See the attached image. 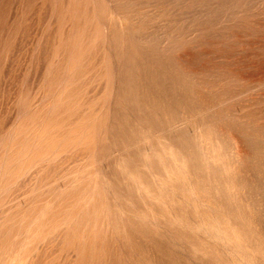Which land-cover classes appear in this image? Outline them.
<instances>
[{
  "label": "rangeland",
  "instance_id": "374dc122",
  "mask_svg": "<svg viewBox=\"0 0 264 264\" xmlns=\"http://www.w3.org/2000/svg\"><path fill=\"white\" fill-rule=\"evenodd\" d=\"M180 1L0 0V264H264V0Z\"/></svg>",
  "mask_w": 264,
  "mask_h": 264
},
{
  "label": "bare ground",
  "instance_id": "6f19581e",
  "mask_svg": "<svg viewBox=\"0 0 264 264\" xmlns=\"http://www.w3.org/2000/svg\"><path fill=\"white\" fill-rule=\"evenodd\" d=\"M162 1V0H161ZM170 1H172V0H170ZM180 1V0H179ZM186 1H188V0H186ZM194 1V0H193ZM198 1V0H197ZM206 1H210V0H206ZM213 1V0H212ZM215 1V0H214ZM228 1V0H227ZM226 1V2H227ZM130 2V1H129ZM154 2V1H153ZM160 2V1H159ZM163 2H164V0H163ZM168 2V1H167ZM167 2H164V3H167ZM181 2V1H180ZM194 2H196V1H194ZM200 2V1H199ZM224 2V1H223ZM109 3V2H108ZM144 3V2H143ZM173 3V2H172ZM182 3V2H181ZM185 3V2H184ZM197 3V2H196ZM195 3V4H196ZM210 3V2H209ZM215 3V2H214ZM213 3V4H214ZM219 3H220V0H219ZM228 3H229V1H228ZM233 4H235L234 2H232ZM250 3V2H249ZM150 4H152V3H150ZM190 4V3H189ZM202 4V3H201ZM204 4H206V2L204 3ZM212 4V3H211ZM211 4H209V6L211 5ZM222 4H224V3H222ZM221 3L220 4H216L217 6H219V5H222ZM232 4V5H233ZM183 5V4H182ZM198 5V4H197ZM196 5V6H197ZM227 5V4H226ZM225 5V7H228L229 5H227L226 6ZM238 5V4H237ZM205 6V5H204ZM206 6H207V4H206ZM213 6V5H212ZM215 6V5H214ZM230 6H231V4H230ZM230 6L228 7V9L230 8ZM234 6V5H233ZM116 7V6H115ZM183 7V6H182ZM186 7V6H185ZM208 7V6H207ZM206 7V8H207ZM216 7V6H215ZM221 7V6H220ZM223 7V8H222ZM221 8L222 9H224V5L222 6ZM190 8V7H189ZM198 7H196V9H197ZM205 7H203V9H204ZM234 9H235V7H233ZM232 8V9H233ZM237 8V7H236ZM112 9V8H111ZM195 9V10H196ZM200 10L202 9V7H200L199 8ZM198 9V10H199ZM211 9V8H210ZM227 9V10H228ZM231 9V8H230ZM229 9V10H230ZM187 10H189V9H187ZM194 9H193V13H194V11H195ZM198 10H196L197 12H198ZM206 11L208 10V9H205ZM215 9L213 8L212 9V11H214ZM217 10H218V8H217ZM221 10V9H220ZM91 11V10H90ZM202 11V10H201ZM204 11V10H203ZM203 11H202V13H203ZM206 11H204V14L206 15ZM210 11V10H209ZM216 11V10H215ZM224 11H225V9H224ZM233 11V10H232ZM236 11V10H235ZM186 12H188V11H186ZM200 12V11H199ZM218 12H219V10H218ZM227 12V11H226ZM116 13V12H115ZM173 13V12H172ZM171 13V14H172ZM183 13V12H182ZM213 12H210V14H208V12H207V15H209V17H210V15L212 14ZM220 13V12H219ZM223 13V12H222ZM221 13V14H222ZM228 13H232V12H228ZM234 13V12H233ZM232 13V14H233ZM148 14V13H147ZM154 14V13H153ZM184 14V13H183ZM186 14V13H185ZM191 14H192V12H191ZM196 14V13H195ZM200 14V13H199ZM204 14H202V16L204 15ZM216 14H218V13H216ZM226 14V13H225ZM116 15V14H115ZM166 15V14H165ZM206 15V16H207ZM214 16H215V13L213 14ZM223 15V14H222ZM222 15H221V17H222ZM227 15V14H226ZM120 16V15H119ZM118 16V17H119ZM146 16V15H145ZM170 16V15H169ZM183 16V15H182ZM194 17H196V15H193ZM193 16H191V17H193ZM200 17H201V14L199 15ZM198 16V17H199ZM121 17V16H120ZM119 17V18H120ZM183 17H185V16H183ZM190 17V18H191ZM204 17V16H203ZM216 17H217V15H216ZM220 17V19H222V18H224V15H223V17L221 18ZM118 18V19H119ZM146 18H148V17H146ZM162 18V17H161ZM187 18H188V16H187ZM205 18H207V17H205ZM226 18V17H225ZM96 19H98V18H96ZM113 19V18H112ZM125 19V18H124ZM140 20H141V18H139ZM138 19V20H139ZM152 19H153V17H152ZM179 19V18H178ZM189 19V18H188ZM201 19V18H200ZM212 19V18H211ZM126 20V19H125ZM139 20V21H140ZM155 20V19H154ZM197 20V19H196ZM210 20V19H209ZM99 21V20H98ZM120 21V20H119ZM128 21V20H127ZM156 21V20H155ZM175 21V20H174ZM189 21V20H188ZM192 21V20H191ZM217 21V20H216ZM219 21V20H218ZM142 22V21H141ZM213 22V21H212ZM129 23V22H128ZM137 23V22H136ZM170 23V22H169ZM192 23V22H191ZM155 24V23H154ZM129 25V24H128ZM161 25H163V24H161ZM160 25V26H161ZM174 25V24H173ZM187 25V24H186ZM204 25V24H203ZM216 25V24H215ZM215 25H214V27H215ZM219 25V24H218ZM213 26V25H212ZM171 27V26H170ZM172 27H174V26H172ZM107 28V27H106ZM127 28H128V26H127ZM155 28H157L156 26H155ZM226 28V27H225ZM132 29V28H131ZM151 29V28H150ZM162 29H163V27H162ZM166 29V28H165ZM191 29V28H190ZM215 29V28H214ZM221 29V28H220ZM146 30H149V28L147 29L146 28ZM166 30H168V28L166 29ZM164 31V32H167V31ZM132 32V31H131ZM140 33L142 32V31H139ZM152 31H150V34H149V36L151 35V34H153V32L151 33ZM154 32H156V31H154ZM159 32V31H158ZM158 32H157V34H158ZM163 33V32H162ZM128 34H130V33H128ZM133 34V33H132ZM132 34H130V35H132ZM137 34V33H136ZM147 34V33H146ZM165 34V33H164ZM163 34V36H165ZM173 34V33H172ZM185 34V33H184ZM107 35V34H106ZM142 36V35H141ZM167 36V35H166ZM171 36H173L174 37V35H171ZM179 36V35H178ZM177 36V37H178ZM185 36V35H184ZM211 36V35H210ZM137 37V36H136ZM148 37V36H147ZM151 37V36H150ZM129 38H133V37H129ZM140 38V37H139ZM161 38V37H160ZM170 37H169V35H168V39H169ZM180 38V37H179ZM124 39H125V37H124ZM142 39V38H141ZM148 39V38H147ZM150 39V38H149ZM148 39V40H149ZM155 40H158V39H156V38H154ZM164 39V38H163ZM175 39V38H174ZM126 40V39H125ZM145 40H146V37H145ZM145 40L143 41V46L142 47H144V42H145ZM150 40H152V39H150ZM155 40H154V43H155ZM161 41H162V38L160 39ZM159 40V41H160ZM170 40V39H169ZM177 40V39H176ZM179 40V39H178ZM135 41H137V39L135 40ZM135 41L133 42V43H135ZM138 41H140V40H138ZM137 41V42H138ZM165 41V40H164ZM174 41V40H173ZM128 42H129V40H128ZM142 42V41H141ZM146 42H149V41H146ZM153 42V41H152ZM172 42V41H171ZM150 44H151V41L149 42ZM162 43H163V41H162ZM162 43H161V45H162ZM140 44V43H139ZM148 44V43H147ZM174 44V43H173ZM156 45H158V43L156 42ZM159 45H160V43H159ZM158 45V46H159ZM160 45V46H161ZM166 45V44H165ZM171 45V44H170ZM139 46V45H138ZM154 46H155V44H154ZM173 46V45H172ZM107 47V46H106ZM150 47V46H149ZM113 48V47H112ZM145 48V47H144ZM151 48V47H150ZM155 49H156V46L154 47ZM167 48V47H166ZM169 48V47H168ZM174 48V47H173ZM108 49V48H107ZM158 50H159V47H158ZM170 50V48L168 49V51ZM109 51V50H108ZM147 51V50H146ZM154 51V50H153ZM165 51V50H164ZM109 52H112V51H109ZM155 52V51H154ZM156 52H157V50H156ZM162 52V51H161ZM148 53H150V51L148 52ZM158 54H159V51H158ZM151 55V54H150ZM157 55V54H156ZM160 55V54H159ZM69 57H70V55H69ZM150 57V56H149ZM70 59V58H69ZM113 63V62H112ZM115 64V63H114ZM117 64V63H116ZM128 65V64H127ZM130 65V64H129ZM107 67V66H106ZM120 67V66H119ZM121 68V67H120ZM114 71V70H113ZM113 75V74H112ZM114 79H112V81H113ZM64 83V82H63ZM171 86V85H170ZM62 87V86H61ZM116 88V87H115ZM254 90V89H253ZM115 92V91H114ZM210 92V91H209ZM251 92V91H250ZM246 93V92H245ZM234 99V98H233ZM238 100V99H237ZM227 103V102H226ZM157 104V103H156ZM223 105V104H222ZM216 108V107H215ZM51 110V109H50ZM211 110V109H210ZM19 113V112H18ZM50 113V112H49ZM48 113V114H49ZM199 115V114H198ZM203 115V114H202ZM110 119V118H109ZM186 124V123H185ZM15 125V124H14ZM181 125V124H180ZM142 126V125H141ZM176 128V127H175ZM179 128V127H178ZM170 129V128H169ZM174 129V128H173ZM112 130V129H111ZM171 130V129H170ZM96 131V130H95ZM169 131V130H168ZM134 132V131H133ZM165 132H167V131H165ZM185 132V131H184ZM103 133V132H102ZM164 133V132H163ZM162 133V134H163ZM139 135V134H138ZM142 135V134H141ZM150 137V136H149ZM13 139V138H12ZM127 139V138H126ZM100 140V139H99ZM143 140V139H142ZM141 140V141H142ZM164 140V139H163ZM128 141V140H127ZM150 141V140H149ZM158 141V140H157ZM100 142V141H99ZM190 142V144H191V142L192 141H189ZM35 143V142H34ZM144 143V142H143ZM159 143V142H158ZM199 143L201 144V145H203V148L204 149H209V150H207V153L205 154L206 156H207V159H210V160H213L214 158H216V156H215V154L213 153V151L215 150V147H210L209 148V146L207 147L206 146V142L203 140V139H201V137H199ZM99 144V143H98ZM116 144V143H115ZM139 144V143H138ZM205 145V146H204ZM191 146H193V145H191ZM171 147V146H170ZM195 147V146H194ZM109 148V147H108ZM139 148V147H138ZM137 148V149H138ZM115 149V148H114ZM182 149V148H181ZM197 148H195V150H196ZM200 149V148H199ZM116 150V149H115ZM118 150V149H117ZM169 150V149H168ZM171 150H172V148H171ZM155 151V150H154ZM173 151V150H172ZM199 151V150H198ZM210 151V152H209ZM21 152V151H20ZM23 152V151H22ZM56 152V151H55ZM170 153V152H169ZM181 153V152H180ZM204 153V152H203ZM203 153H202V156H203ZM120 154V153H119ZM129 154V153H128ZM153 154V153H152ZM155 155V154H154ZM162 155H164V154H162ZM171 155V154H170ZM188 155V154H187ZM148 156V155H147ZM157 156V155H156ZM173 156V155H172ZM158 157V156H157ZM162 157V156H161ZM169 157V156H168ZM107 158V157H106ZM146 158H148V157H146ZM155 158V157H154ZM167 158V157H166ZM181 158H182V156H181ZM180 157L179 158H176L175 159V163L177 162V161H179L180 162V164H181V167H182V169L181 170H183L184 172L186 171H188V173H190V175H196V172L195 171H192V170H187L186 169V167H184V166H187V164H188V162H183V160L181 159ZM187 158V157H186ZM192 158V157H191ZM50 159V158H49ZM19 160V159H18ZM97 160V159H96ZM105 160V159H104ZM171 160V159H170ZM192 160V159H191ZM10 161H12V160H10ZM20 161V160H19ZM45 161H47V160H45ZM133 161V160H132ZM146 161V163H147V160H145ZM160 161V160H159ZM161 161H162V159H161ZM203 161V160H202ZM4 162V161H3ZM151 162V161H150ZM126 163V162H125ZM130 163V162H129ZM128 163V164H129ZM162 163V162H161ZM14 164V163H13ZM132 164V163H131ZM183 165V166H182ZM4 166V165H3ZM128 166V165H127ZM147 166V165H146ZM176 166H179V165H177V163H176ZM149 167H150V164H149ZM163 167V166H162ZM105 168H106V166H105ZM165 168V167H164ZM179 168V167H178ZM133 169V168H132ZM141 169V168H140ZM148 169V168H147ZM219 168L216 166V165H213V168L212 167H209V171L212 173V175H213V178H216V173H217V171H219L218 170ZM128 170V169H127ZM165 170V169H164ZM222 170V169H221ZM150 171V173H151V170H149ZM182 171V173L184 174V172ZM103 172V171H102ZM128 172V171H127ZM186 172H185V174H186ZM57 173V172H56ZM104 173H105V171H104ZM106 173H107V171H106ZM108 173H109V171H108ZM139 173V172H138ZM58 174V173H57ZM126 174V173H125ZM128 174V173H127ZM104 175V174H103ZM103 175H101V176H103ZM153 175V174H152ZM230 175V174H229ZM138 176V175H137ZM104 178H105V176H103ZM129 177V176H128ZM130 178V177H129ZM138 178V177H137ZM154 178V177H153ZM59 179V178H58ZM132 180V179H131ZM158 180V179H157ZM135 182V181H134ZM137 182V181H136ZM73 183V182H72ZM107 183V182H106ZM141 183V182H140ZM104 184V183H103ZM108 185V187H109V184H107ZM158 185V184H157ZM159 186V185H158ZM215 186V185H214ZM75 187V186H74ZM104 187V186H103ZM167 187V186H166ZM160 188V187H159ZM165 188V187H164ZM163 188V189H164ZM256 188V187H255ZM134 189H136V188H134ZM138 189V188H137ZM186 189V188H185ZM262 189V188H261ZM9 190V189H8ZM106 190H107V188H106ZM111 190H113V189H111ZM140 190V189H139ZM171 190V189H170ZM168 191V190H167ZM173 191V190H172ZM189 191V190H188ZM214 191H219V188L218 187H215L214 188ZM105 192V191H104ZM169 192V191H168ZM263 192V191H262ZM109 194H110V192H108ZM129 193V192H128ZM148 193V192H147ZM139 194H140V192H139ZM171 194H172V192H171ZM193 194V193H192ZM96 195H98V194H96ZM107 196V195H106ZM179 196V195H178ZM194 197V196H193ZM113 198V197H112ZM196 200V199H195ZM198 200V199H197ZM101 201V200H100ZM157 202H159V201H157ZM115 203V202H114ZM199 203V202H198ZM118 204V203H117ZM103 205V204H102ZM115 205H116V203H115ZM167 205V204H166ZM185 205V204H184ZM198 206V205H197ZM134 207V206H133ZM112 208V207H111ZM118 208V207H117ZM113 209V208H112ZM121 209V208H120ZM149 209V208H148ZM211 209V208H210ZM115 210H117L116 208H115ZM114 210V211H115ZM213 211V210H212ZM117 212H119V211H117ZM116 212V213H117ZM120 212H123V211H120ZM119 212V213H120ZM214 212V211H213ZM124 213H126V212H124ZM118 216V215H117ZM125 216V215H124ZM132 216V215H131ZM144 216V215H143ZM195 216V215H194ZM134 217V216H133ZM110 218V217H109ZM117 218V217H116ZM154 219V218H153ZM192 219V218H191ZM118 220V219H117ZM179 220V219H178ZM123 221V220H122ZM142 221V220H141ZM231 221L233 222V219L232 220H230V217L228 218V221L227 222H224L221 218H220V216H217V218H215V219H209L207 222H206V224H205V230H206V234H208L211 238H214V239H223V241L225 240L228 244H230V245H233L234 247H236V231L231 227ZM176 222V221H175ZM182 222V221H181ZM235 222V221H234ZM152 223V222H151ZM236 223V222H235ZM155 224H157V223H155ZM197 224V223H196ZM229 224V225H228ZM149 225V224H148ZM124 226V225H123ZM198 226V225H197ZM179 228V227H178ZM198 228V227H197ZM163 229V228H162ZM172 232V231H171ZM170 233V232H169ZM196 234H197V231H196ZM201 236V235H200ZM204 236V235H203ZM66 239V238H65ZM198 239H200V238H198ZM118 240V239H117ZM174 240V239H173ZM215 242H216V240H214ZM218 242V241H217ZM226 242H224L225 244H226ZM177 243V242H176ZM175 243V244H176ZM185 244V243H184ZM219 244H220V242H219ZM168 245V244H167ZM179 245V244H178ZM23 246V245H22ZM21 246V247H22ZM223 247V246H222ZM245 245L243 246L241 243H239V248H240V250H241V252L240 253H242V256H243V259L245 260V261H248V260H250V258H249V254L245 251ZM182 248V247H181ZM224 248V247H223ZM236 248H238V247H236ZM219 250H220V248H218ZM224 249H226V247L224 248ZM21 250V249H20ZM227 250V249H226ZM23 251V250H22ZM228 251V250H227ZM176 252V251H175ZM182 252V251H181ZM221 252V251H220ZM232 252V251H231ZM178 253H180V252H178ZM186 253V252H185ZM226 253V252H225ZM183 254V253H182ZM224 256H226V254H224V253H222ZM184 256H186V255H184ZM188 257V256H187ZM189 258V257H188ZM197 258V257H196ZM249 258V259H248ZM242 259V258H241ZM189 260V259H188ZM191 260V259H190ZM199 260V259H198ZM242 261V260H241ZM244 261V262H245ZM192 263H193V261H191ZM232 262V261H231ZM194 263H196V262H194ZM208 263V262H207ZM236 263V262H235ZM8 264V263H7ZM199 264V263H198ZM242 264H244V263H242Z\"/></svg>",
  "mask_w": 264,
  "mask_h": 264
}]
</instances>
